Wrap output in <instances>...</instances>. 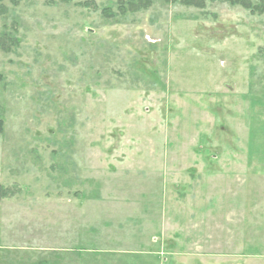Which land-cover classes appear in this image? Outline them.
Returning <instances> with one entry per match:
<instances>
[{"label":"rangeland","instance_id":"rangeland-1","mask_svg":"<svg viewBox=\"0 0 264 264\" xmlns=\"http://www.w3.org/2000/svg\"><path fill=\"white\" fill-rule=\"evenodd\" d=\"M0 187V264H264V10L0 0Z\"/></svg>","mask_w":264,"mask_h":264},{"label":"trees","instance_id":"trees-1","mask_svg":"<svg viewBox=\"0 0 264 264\" xmlns=\"http://www.w3.org/2000/svg\"><path fill=\"white\" fill-rule=\"evenodd\" d=\"M207 1H217V0H184L188 5H194L197 7H204ZM231 4H238L244 8L251 9L252 11H262L264 10V0H225ZM1 190V187H0Z\"/></svg>","mask_w":264,"mask_h":264}]
</instances>
